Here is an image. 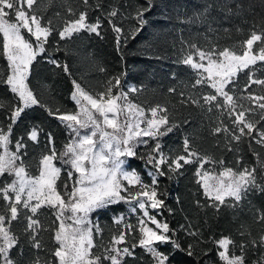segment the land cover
Masks as SVG:
<instances>
[{
	"label": "snow or ice",
	"instance_id": "snow-or-ice-1",
	"mask_svg": "<svg viewBox=\"0 0 264 264\" xmlns=\"http://www.w3.org/2000/svg\"><path fill=\"white\" fill-rule=\"evenodd\" d=\"M52 2L42 5L41 0H0V56L7 63L6 71L0 73V85L11 94L10 100L0 101V264H129V259L139 264H171L176 252L193 258V264H249L250 251L258 253L251 264H264V208L250 207L259 232L253 235L251 227L242 224L237 229L239 240L223 233L205 237L203 226L194 225L187 216L178 228L157 218L165 209L169 215L174 214L166 205L167 193L160 190V179H174L189 165H196L195 183L204 197L203 203L194 201L197 209H212L218 214L224 207L239 208L252 192L264 193V180H258V176L264 177V151L255 147L264 150V25L259 29L253 25L238 46L211 44L202 49L191 44L194 52L189 51L179 63L194 71V82L187 86V92L168 89L178 95L181 108L194 106L215 114L209 134L217 138V146L222 140L226 151L239 152V145L247 142L255 164L249 166L237 157L234 169L226 166L223 158L217 160L199 151L189 135L183 136L179 151L166 152L163 138L181 130L190 120L184 117L178 121L175 106L170 109L162 103L143 106L132 102L130 94L141 89L130 85L125 90L121 81L126 73L112 76L102 91L92 92L73 77L66 61L46 56L52 41L54 51L60 52L61 42L67 44L82 33L103 39L105 21L120 51L142 31L153 0L130 14L137 27L128 32L117 23L122 13L114 4L80 0L79 7H72L64 0L63 14L57 11L54 17H47L44 13ZM214 7L225 19L243 10L242 4L233 7L228 0L209 4L201 13L206 21ZM92 11L100 12L103 19L97 16L91 20ZM38 57L70 78L74 111L49 106L30 87ZM242 73L245 82L241 87ZM34 107L44 109L66 129L69 139L62 150L57 151L53 134L44 133L39 124L25 127L16 135L17 126ZM42 134L45 141L37 174L33 175L25 157L30 144L40 146ZM140 146L146 151L139 152ZM132 159L143 162L148 181L129 167ZM62 166H67V179L61 188ZM216 166L220 168L218 173ZM121 203L128 205L136 222L124 214L114 216L115 227L104 242V229L93 215ZM45 209L53 217L47 225L41 219ZM14 223H23L19 232L14 230ZM204 223L208 224L207 219ZM44 232L51 235V249H46L42 241ZM209 244L211 247H207ZM137 249L144 255H138Z\"/></svg>",
	"mask_w": 264,
	"mask_h": 264
},
{
	"label": "trees",
	"instance_id": "trees-1",
	"mask_svg": "<svg viewBox=\"0 0 264 264\" xmlns=\"http://www.w3.org/2000/svg\"><path fill=\"white\" fill-rule=\"evenodd\" d=\"M93 3L96 0H92ZM223 0H153L154 7L145 14L146 23L142 31L135 39H129L126 45H122L120 51H117L115 43V34L105 21L103 23V39L87 33L80 34L67 44L62 43L60 52L54 51L55 41L48 47L46 56H52L60 61H66L69 64L72 75L80 81L89 91H102L108 79L112 76L126 73L122 77V85L127 90L128 86H135L141 91L136 94H130L129 99L137 104L147 106L148 104L162 103L167 104L173 109L175 118L179 121L184 117L190 120L181 130L163 138V145L166 152L179 151L184 135L192 138L193 146L204 154L213 156L215 159L223 158L226 166L237 167V157H242L243 161L249 166L255 164V159L248 149L247 142L239 145V152H228L223 147V141L217 146V138L209 134L210 126L215 120V114L205 113L203 110L194 106L181 108L177 103L179 97L176 94H170L169 88H176L177 92L189 90V87L195 79L194 71L181 63L179 60L189 51L191 44H196L202 49L208 48L211 44H217L219 47L238 46L243 41L253 25L259 29L264 25V0H228L234 7L235 4H242L243 10L240 15L224 18L223 13L216 7L211 10L210 16L206 21L201 13L207 5H217ZM72 7H79L80 0H68ZM105 6L116 5L120 8L122 18L117 19V23L128 32L137 27L136 21L130 18V14H135L137 6H147V0H102ZM41 4H48V0H41ZM64 12V0H53L48 5L47 17H54L55 12ZM90 19L95 20L101 16L100 12H90ZM102 18V16H101ZM14 19V18H13ZM103 19V18H102ZM56 23H60L58 19ZM211 23V29L209 28ZM230 29L229 33H224L223 29ZM239 28L241 31L237 32ZM51 39V38H50ZM6 60L0 56V73L6 71ZM103 68L104 71H100ZM30 87H32L41 100L52 107H61L67 111H74L75 105L70 100L72 90L71 80L60 69H54L53 65L46 62L45 58L38 57L34 63L30 75ZM245 82L244 74H240L239 84L242 87ZM199 91V90H193ZM203 91H210L204 88ZM11 94L7 88L0 85V101H8ZM3 120V114L0 113V121ZM33 124H39L44 133L51 132L55 138L57 151L63 149V145L68 141L69 136L66 129L59 124L57 120L47 115L44 109L34 107L27 111L23 120L16 128V135H20L25 127ZM45 136L41 135L40 146L29 145L26 161L31 165L30 171L33 175L37 174L36 165L39 155L43 148ZM258 151H264L255 146ZM139 152L146 149L140 146ZM57 166H61L58 162ZM64 171L61 174V184L67 179V166H62ZM130 168H135L141 172L146 181L147 177L144 164L140 160H130ZM196 165L186 166L183 174L174 179L161 178L160 190L167 193L164 197L167 207L174 210L173 215H169L167 209L162 214L157 215L158 219L167 220L172 228H178L180 224L185 223V216L193 222L194 225L203 226L204 235L207 237L211 233L217 236L233 235L237 240L240 237L237 229L240 226H250L253 235L259 232V226L252 221L250 207L264 208V193H250L236 209L224 207L220 213H215L212 209L200 210L194 205V201L199 199L202 203L204 197L201 194L199 186L195 183ZM206 168L212 169V165H206ZM219 166L215 167L218 173ZM2 179V178H0ZM10 179V178H9ZM258 180H264V177L258 176ZM124 214L132 222H136V217L129 212L127 204L110 206L108 209L100 210L93 215V220L97 221L104 229V242H107L110 236V230L114 229L112 218ZM42 221L47 225L53 219L49 210L45 209L41 215ZM207 219L208 224L204 221ZM210 225V229H209ZM23 223H14L13 228L19 232ZM183 237V232L180 233ZM42 241L46 249H51L52 240L48 232L42 233ZM97 243L100 238L97 237ZM23 247H27L22 245ZM211 247V245H207ZM168 251L167 248L163 249ZM199 250V249H198ZM99 251V249H97ZM137 254L143 256L140 249ZM44 258L51 260V256ZM258 253L249 252V264L251 260L256 259ZM148 258L145 257V260ZM129 264H139V261L133 262L129 259ZM171 264H193V258L186 256L182 252H176Z\"/></svg>",
	"mask_w": 264,
	"mask_h": 264
},
{
	"label": "rangeland",
	"instance_id": "rangeland-1",
	"mask_svg": "<svg viewBox=\"0 0 264 264\" xmlns=\"http://www.w3.org/2000/svg\"><path fill=\"white\" fill-rule=\"evenodd\" d=\"M129 167H130V161H129ZM153 214H155V213H153ZM133 215V214H132ZM135 216V215H134Z\"/></svg>",
	"mask_w": 264,
	"mask_h": 264
}]
</instances>
